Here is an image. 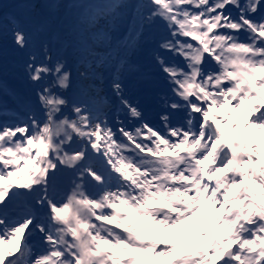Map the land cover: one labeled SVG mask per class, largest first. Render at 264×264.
I'll list each match as a JSON object with an SVG mask.
<instances>
[{"label": "snow or ice", "instance_id": "obj_1", "mask_svg": "<svg viewBox=\"0 0 264 264\" xmlns=\"http://www.w3.org/2000/svg\"><path fill=\"white\" fill-rule=\"evenodd\" d=\"M22 7L32 87L0 120V264H264V0ZM155 25L159 125L131 94Z\"/></svg>", "mask_w": 264, "mask_h": 264}, {"label": "rangeland", "instance_id": "obj_2", "mask_svg": "<svg viewBox=\"0 0 264 264\" xmlns=\"http://www.w3.org/2000/svg\"><path fill=\"white\" fill-rule=\"evenodd\" d=\"M129 4H134L135 0H126ZM1 7V4H0ZM41 21L39 20L38 23ZM6 26H4V35L0 36V85H3L7 88L9 93H15L16 96L19 97L20 94H24L25 97L30 95L31 85L28 83L27 79L24 76V69H23V60L25 59L24 55L19 52L11 39V29L12 24L10 22V18L5 22ZM37 23V24H38ZM35 26V25H34ZM30 27L32 30L38 28L36 25L35 27ZM163 34V28L160 25H155L150 32L146 33V35L150 38L147 44H143L141 46V51L138 53L136 57V61L142 65L143 61H148V67L155 66L152 62V49L155 48V41L159 39V37ZM5 80V82H2ZM3 83H7L8 85H4ZM154 86L159 87V85L150 82H145L144 84L140 85L139 87H134L131 91V94L134 98L139 99L142 110L148 109L150 107V102H153L150 99V96L146 93L149 91L154 90ZM4 87H0V96H3ZM15 88V91H13ZM20 89V90H18ZM13 100H16L14 96H10ZM6 104L9 106V110L4 113L3 109L0 108V120L3 119H10L12 118L14 111H11V106L13 108V103L10 99L4 100ZM158 110H153V117L148 116L144 113L147 120L154 123L155 121L158 122L160 114H161V106L156 104ZM3 114L8 115V117L4 116ZM236 121H240L241 127L236 129L235 132L232 131L231 125H234ZM226 134L231 136L232 138H237L241 131L243 130V114L241 109L235 110L229 118V122L222 125ZM198 218L205 219L206 217L203 216L202 213H198ZM190 228L189 233L195 228L196 226L192 225L190 221L184 222L182 225L176 228H172L168 230L169 236H176V235H184L187 236L185 228ZM153 228H159L158 225L153 226ZM198 230V229H197ZM6 247H11V245H5ZM151 258V254L149 257Z\"/></svg>", "mask_w": 264, "mask_h": 264}, {"label": "trees", "instance_id": "obj_3", "mask_svg": "<svg viewBox=\"0 0 264 264\" xmlns=\"http://www.w3.org/2000/svg\"><path fill=\"white\" fill-rule=\"evenodd\" d=\"M35 2L36 0H0V9L4 7L6 10L9 11L10 14H13L17 19L24 21L28 10L22 7V5ZM57 2L61 4H69L75 2V0H57ZM39 20V18H32L29 27H33L34 25H37L39 27L41 23H38Z\"/></svg>", "mask_w": 264, "mask_h": 264}, {"label": "bare ground", "instance_id": "obj_4", "mask_svg": "<svg viewBox=\"0 0 264 264\" xmlns=\"http://www.w3.org/2000/svg\"><path fill=\"white\" fill-rule=\"evenodd\" d=\"M151 122V121H150ZM152 123V122H151Z\"/></svg>", "mask_w": 264, "mask_h": 264}]
</instances>
